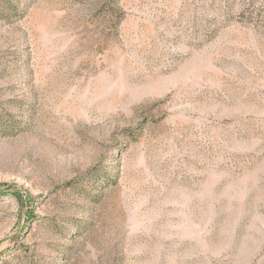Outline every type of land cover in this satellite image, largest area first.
I'll return each mask as SVG.
<instances>
[{
    "label": "rangeland",
    "instance_id": "1",
    "mask_svg": "<svg viewBox=\"0 0 264 264\" xmlns=\"http://www.w3.org/2000/svg\"><path fill=\"white\" fill-rule=\"evenodd\" d=\"M0 264H264V0H0Z\"/></svg>",
    "mask_w": 264,
    "mask_h": 264
}]
</instances>
